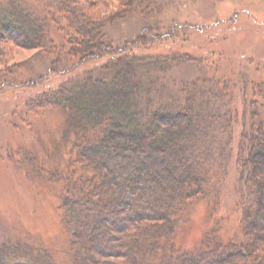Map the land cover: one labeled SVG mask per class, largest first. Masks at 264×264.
<instances>
[{
  "label": "trees",
  "instance_id": "1",
  "mask_svg": "<svg viewBox=\"0 0 264 264\" xmlns=\"http://www.w3.org/2000/svg\"><path fill=\"white\" fill-rule=\"evenodd\" d=\"M56 8L64 26L55 30L65 32L63 48L70 66L101 64V73L108 76H95L91 71L78 83L61 81L33 95L29 103L67 111L85 130L98 133L92 142L81 144L80 150L83 156L101 162L108 176L128 193L117 201L123 214L115 212L109 217L125 234L120 254L131 258L132 239H143L153 231L170 239L177 207L205 193L206 165L232 159L230 145H237L238 201L251 210V225L264 232V115L258 113L264 105L256 110L250 95L259 92L264 96V81H250L249 89L246 75L240 73L241 64L253 60L247 54L235 55L233 49L224 53L215 32L219 20L196 16L202 20L194 22L177 15L146 26L134 40L114 46L105 34L107 22L130 16L162 20L155 0H57ZM49 35L50 22L28 6L18 0L0 5V75L12 68L16 50L41 48ZM205 53L210 61L214 53L211 64L203 62ZM218 53L227 55L228 65L234 63L233 74L217 70L214 76L211 66ZM180 61L197 63L201 72L170 97L162 93L163 85L154 94L140 74L146 65H156L164 72ZM52 71L60 72L59 68ZM232 96L238 100L234 107L228 104ZM237 126L241 128L238 139ZM18 252L33 256L36 264H47L44 255H34L31 249ZM177 261L264 264V247L219 246L180 255Z\"/></svg>",
  "mask_w": 264,
  "mask_h": 264
},
{
  "label": "rangeland",
  "instance_id": "2",
  "mask_svg": "<svg viewBox=\"0 0 264 264\" xmlns=\"http://www.w3.org/2000/svg\"><path fill=\"white\" fill-rule=\"evenodd\" d=\"M11 1L0 0V5ZM18 1L50 22V35L41 48L16 50L12 68L0 75V261L36 264L33 256L18 252L31 249L34 255H44L47 264H179L180 255L219 246L264 247V232L251 225V210L238 201L235 193L240 172L235 162L237 145H230L232 159L225 157L206 165L205 193L177 207L171 238L153 231L143 239H132L133 256L123 257L124 231L117 229L109 217L115 212L123 214L117 201L128 193L108 176L101 162L83 156L80 150L81 144L92 142L98 133L85 130L67 111L29 103L33 95L61 81L78 83L91 71L95 76L106 74L101 73V64L70 66L63 48L65 32L55 30L58 25L64 26L57 0ZM155 1L162 20L130 16L107 22L108 41L123 45L146 26H156L177 15L194 22L202 20L196 16H215L219 20L215 31L218 45L224 44L223 51L233 49L235 55H250L253 63L243 62L240 73L246 75L248 83L264 81V0ZM60 56L62 62H58ZM208 56L203 55V62L211 64L214 53L211 61ZM226 59L222 53L215 57L211 66L215 77L217 70L233 74L237 69ZM58 68L60 72L52 71ZM168 68L164 72L156 65L140 69L154 94L160 93L159 85H163L162 93L167 97L178 94L184 82L201 72L195 62L180 61ZM213 74L208 72L209 77ZM40 76L44 78L38 81ZM239 77L238 73L237 80ZM250 95L256 101V110L264 105L259 92ZM237 103L233 96L228 102L231 107ZM258 113L264 115V106ZM240 129H234L237 139Z\"/></svg>",
  "mask_w": 264,
  "mask_h": 264
}]
</instances>
